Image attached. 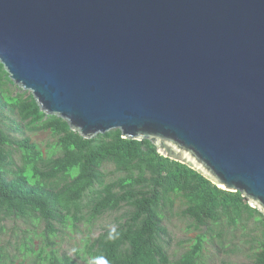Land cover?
I'll use <instances>...</instances> for the list:
<instances>
[{
	"label": "water",
	"instance_id": "95a60500",
	"mask_svg": "<svg viewBox=\"0 0 264 264\" xmlns=\"http://www.w3.org/2000/svg\"><path fill=\"white\" fill-rule=\"evenodd\" d=\"M0 61L82 136L149 139L264 216V0H0Z\"/></svg>",
	"mask_w": 264,
	"mask_h": 264
},
{
	"label": "trees",
	"instance_id": "16d2710c",
	"mask_svg": "<svg viewBox=\"0 0 264 264\" xmlns=\"http://www.w3.org/2000/svg\"><path fill=\"white\" fill-rule=\"evenodd\" d=\"M25 127L49 131L54 142L44 150L30 136L14 134ZM105 164L113 166L115 177L108 178ZM175 197L182 199L183 216L199 232L172 259L164 208H172ZM109 211L120 212L117 225L87 238L83 248L100 264H199L209 234L220 236L221 225L238 226L250 219L260 230L253 238L258 245L251 264H264V216L240 191L218 187L187 164L161 154L151 140L125 138L119 128L82 136L61 116L44 112L0 61V219L42 222L43 240L56 245L60 227L78 228ZM25 249L34 252L28 245ZM7 258L0 245V264H7ZM36 258L42 261L38 264H79L55 246L42 248Z\"/></svg>",
	"mask_w": 264,
	"mask_h": 264
},
{
	"label": "rangeland",
	"instance_id": "374dc122",
	"mask_svg": "<svg viewBox=\"0 0 264 264\" xmlns=\"http://www.w3.org/2000/svg\"><path fill=\"white\" fill-rule=\"evenodd\" d=\"M16 89V87H14ZM11 116V115H9ZM10 122L9 119H6ZM18 137L24 135L30 136L38 142L42 149L47 150L54 138L49 131L30 130L24 128L22 132H14ZM104 169L109 171L108 178H113L117 174L113 173V166L105 164ZM184 203L181 198L175 197V204L172 208L167 205L164 208V223L170 232V242L167 250L170 258H177L193 241V238L199 232L192 223V220L182 214ZM120 212L109 211L99 216L93 222L83 221L78 224V228L65 225L60 227V232L56 239V245L43 240L44 224L32 223L20 218L6 217L0 219V245L4 247L8 255L7 264H38L42 261L37 259V253L45 248L46 250L57 247L60 251H66L75 257L79 264H100L83 252L87 238H94L107 227L117 225V216ZM254 219H250L238 226H227L223 224L217 231L221 232L219 236L214 233V238L207 236L204 242L203 253L199 264H251L253 254L258 245L257 238L260 230L257 229ZM32 247L34 252L26 253L25 246ZM37 250V251H36ZM78 251V252H77Z\"/></svg>",
	"mask_w": 264,
	"mask_h": 264
}]
</instances>
